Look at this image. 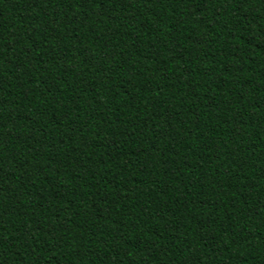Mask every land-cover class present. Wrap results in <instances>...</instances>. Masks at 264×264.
Returning a JSON list of instances; mask_svg holds the SVG:
<instances>
[{"label":"trees","instance_id":"1","mask_svg":"<svg viewBox=\"0 0 264 264\" xmlns=\"http://www.w3.org/2000/svg\"><path fill=\"white\" fill-rule=\"evenodd\" d=\"M0 264H264V0H0Z\"/></svg>","mask_w":264,"mask_h":264}]
</instances>
